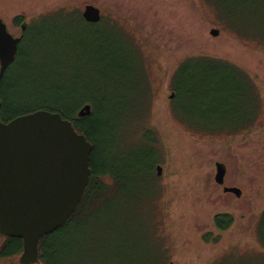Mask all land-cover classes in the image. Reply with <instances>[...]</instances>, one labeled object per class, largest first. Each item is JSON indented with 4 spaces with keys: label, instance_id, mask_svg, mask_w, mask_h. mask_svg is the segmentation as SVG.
Wrapping results in <instances>:
<instances>
[{
    "label": "rangeland",
    "instance_id": "rangeland-1",
    "mask_svg": "<svg viewBox=\"0 0 264 264\" xmlns=\"http://www.w3.org/2000/svg\"><path fill=\"white\" fill-rule=\"evenodd\" d=\"M87 4L104 21L83 19ZM18 16L19 113L91 105L95 117L78 119L114 166L59 264H264V0H0L14 35ZM219 163L241 197L216 182Z\"/></svg>",
    "mask_w": 264,
    "mask_h": 264
},
{
    "label": "water",
    "instance_id": "water-1",
    "mask_svg": "<svg viewBox=\"0 0 264 264\" xmlns=\"http://www.w3.org/2000/svg\"><path fill=\"white\" fill-rule=\"evenodd\" d=\"M84 15L97 22L100 10L87 5ZM211 34L218 36L219 30ZM22 37L11 34L0 18V83ZM91 113L92 106L86 104L77 115ZM92 150L72 121L58 113L37 110L9 122L0 120V235L22 240L20 264L39 263L40 241L78 210L90 183ZM157 170L160 174L162 167ZM226 172L217 164L218 184L225 183ZM224 192L242 195L237 187L226 186Z\"/></svg>",
    "mask_w": 264,
    "mask_h": 264
},
{
    "label": "trees",
    "instance_id": "trees-1",
    "mask_svg": "<svg viewBox=\"0 0 264 264\" xmlns=\"http://www.w3.org/2000/svg\"><path fill=\"white\" fill-rule=\"evenodd\" d=\"M24 16H18L14 19L15 25L20 26L25 22ZM21 54V50H19V55L16 59L14 65L3 75V78L0 83V101H1V114L5 120L14 119L20 115L28 114L37 110H46L54 113L60 114L64 119L70 120L73 123L76 131L79 134L84 135L88 141H90L93 145V150L91 154V178L90 183L85 191L83 200L76 211V213L72 216V218L60 229L55 231L52 234L45 236L39 244V259L40 262L37 264H59V255L63 252V245L62 240L69 235L70 229L73 227L74 223L78 220L82 219L86 215V210L96 207L98 204L107 201V198L110 193V186L111 182L106 180V177L112 176L114 173V166L111 163H107L102 165L101 161L99 160V146L98 141L93 136L92 132L87 129L82 122H87L86 120L80 122L78 119V110L76 109H69L65 106L61 105L59 101L52 100L47 101L46 103L42 104L36 109L26 110L22 113H19L18 110V103H15V94H16V87L18 84V79H16V75L13 77L12 72L14 68H18V62ZM210 69V68H209ZM212 69H210L211 71ZM222 71V72H221ZM222 74L226 73V71L221 70ZM230 73V72H228ZM231 74V73H230ZM14 81V82H13ZM17 81V82H16ZM9 83L12 84V87L9 86ZM180 87V86H179ZM179 87H176L178 94H180ZM97 110V109H96ZM97 112V111H95ZM93 113L90 116L84 117L93 119L96 113ZM156 152L159 153L158 148H156ZM158 160L156 159L155 162L150 161L146 164V168L148 170H152L151 174L156 172ZM134 167V166H133ZM131 167L130 169H132ZM129 168V167H128ZM127 169V168H126ZM117 176V180L120 182L123 181L122 176ZM111 179V178H110ZM264 216V215H263ZM214 222L219 230L225 231L229 229L233 223L234 218L230 214H219L215 217ZM23 250V242L19 238H12L8 236L0 235V251L2 252V258L8 259L9 256L14 255L15 264H19L18 257L21 255Z\"/></svg>",
    "mask_w": 264,
    "mask_h": 264
},
{
    "label": "flooded vegetation",
    "instance_id": "flooded-vegetation-1",
    "mask_svg": "<svg viewBox=\"0 0 264 264\" xmlns=\"http://www.w3.org/2000/svg\"><path fill=\"white\" fill-rule=\"evenodd\" d=\"M87 5H90V4H87ZM87 5H85L84 6V8L83 9H81L80 10V12H81V15H82V17H83V19H85L87 22H89V23H92V24H96V23H100V22H102V21H104L103 19H104V10H102V8L101 7H97V6H95L96 8H98L99 10H100V19H99V21H97V22H93V21H89L88 20V18L87 17H85V15H84V13H85V11H86V6ZM94 6V5H93ZM26 21V20H25ZM26 22H24L23 24H20V26H17L18 28H20V30H21V34H17V35H14L15 37H21V36H23L22 37V39H21V41H20V44H19V49H18V51H17V54H16V56H15V58H14V60L7 66V68H6V70H5V73L14 65V63L16 62V59H17V57H18V55H19V50H20V46H21V44H22V42H23V40H24V38H25V33H26V31H27V25L25 24ZM23 26H24V30H23ZM184 62V61H183ZM183 62H181V63H183ZM181 63L179 64V66L181 65ZM179 66H178V68H179ZM4 73V74H5ZM170 90H171V96H170V98L169 99H171V100H174L175 99V97H176V94H177V89H176V86H174V85H170ZM0 105H1V101H0ZM0 120L2 121V122H9V121H11V120H5L3 117H2V114L0 115ZM157 172H158V170H157ZM159 174V173H158ZM220 185V184H219ZM220 186H222L223 188L224 187H226L225 186V183L223 184V185H220Z\"/></svg>",
    "mask_w": 264,
    "mask_h": 264
}]
</instances>
